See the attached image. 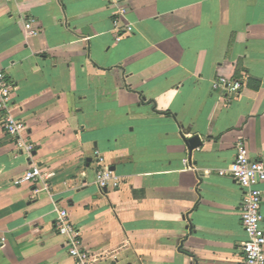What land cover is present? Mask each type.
<instances>
[{"label":"crops","instance_id":"0c3cea01","mask_svg":"<svg viewBox=\"0 0 264 264\" xmlns=\"http://www.w3.org/2000/svg\"><path fill=\"white\" fill-rule=\"evenodd\" d=\"M115 12L0 0V70L36 146L30 159L0 128V264H76L57 207L90 264H241L243 191L219 171L241 142L264 162V0H130L120 39ZM32 164L50 191L14 184ZM99 164L119 187L97 184Z\"/></svg>","mask_w":264,"mask_h":264},{"label":"built area","instance_id":"2783aa9c","mask_svg":"<svg viewBox=\"0 0 264 264\" xmlns=\"http://www.w3.org/2000/svg\"><path fill=\"white\" fill-rule=\"evenodd\" d=\"M130 0H111L115 5L114 28L121 31L117 39H120L122 33H131L133 26L131 24H122V19L128 11ZM35 19H30L25 24L26 32L29 35H36L38 30L34 27ZM243 82L238 79L227 77H218L214 81L215 88H223L231 92L238 91L242 88ZM15 87L7 78L6 74L0 70V128L10 136L18 150L27 155L30 159L36 151V146L29 134L28 124L15 117L11 111L13 93ZM184 163L189 166L188 158ZM219 175L228 176L233 179L242 189L243 197L241 201V221L247 239L241 244L239 251L241 264H264V229L262 228L261 206L263 201V191L261 185L264 184V162L253 159L250 150L243 142L237 147V154L233 164L226 169H221ZM54 176L51 171L43 169L32 164L29 170L21 177L15 179V185L24 183L33 184L46 191H50V180ZM96 182L101 188H117L121 183V178L117 176L108 167L99 164L96 169ZM36 192H40L37 189ZM56 228L59 234L67 238L69 255L75 259L76 264H90L91 254L84 246L81 232L71 221L67 209L57 207Z\"/></svg>","mask_w":264,"mask_h":264},{"label":"water","instance_id":"95a60500","mask_svg":"<svg viewBox=\"0 0 264 264\" xmlns=\"http://www.w3.org/2000/svg\"><path fill=\"white\" fill-rule=\"evenodd\" d=\"M191 143H192L193 146H196L197 144L200 143V140H199V138L196 137V138L191 140Z\"/></svg>","mask_w":264,"mask_h":264}]
</instances>
